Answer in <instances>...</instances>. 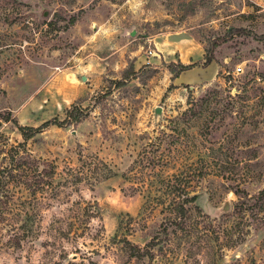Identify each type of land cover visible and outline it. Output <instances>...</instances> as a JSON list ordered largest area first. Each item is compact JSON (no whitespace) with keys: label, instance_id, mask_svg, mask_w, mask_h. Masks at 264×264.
<instances>
[{"label":"rangeland","instance_id":"1","mask_svg":"<svg viewBox=\"0 0 264 264\" xmlns=\"http://www.w3.org/2000/svg\"><path fill=\"white\" fill-rule=\"evenodd\" d=\"M191 104L199 118H179ZM6 113L59 124L24 143L36 171L0 189V264H134L124 240L143 247L178 171L205 194L159 264H264V0L0 3ZM0 142L22 139L2 123Z\"/></svg>","mask_w":264,"mask_h":264},{"label":"trees","instance_id":"2","mask_svg":"<svg viewBox=\"0 0 264 264\" xmlns=\"http://www.w3.org/2000/svg\"><path fill=\"white\" fill-rule=\"evenodd\" d=\"M8 2L14 3L16 0H0V3L8 6ZM13 21L9 22L12 23ZM73 21L70 20L68 24H72ZM217 45V43H216ZM203 66L206 67L212 61L211 52H207L204 60ZM192 65H181L178 64V71L183 72L191 69ZM229 78L227 77V80ZM208 98H214V94L208 93ZM207 97L200 99L201 104L207 105L210 103ZM202 106V105H201ZM225 109V108H224ZM201 107L196 104H191L184 112L181 113V119H197L200 115ZM10 120L9 114L6 113L5 116L0 115V128L2 123H8L10 126L15 127L18 134L20 135L22 142L16 145H6L4 142H0V153H4L1 156L2 160H6L5 165H0V189L4 183H7L10 178H13L12 171L20 169L21 172H25L28 175L32 171H36V167L32 165L34 156L24 147V143L29 138L34 137L36 134L42 132L45 128L50 125H58V122H42L39 125L33 127L28 125H20L17 122H8ZM12 121V120H10ZM187 172V171H186ZM185 171H178V174H173L171 180H167L164 187L168 189L169 193H174L176 195V200L170 197L169 199H156L157 204H159L165 214L161 216L158 223H151L149 226L153 229L149 232V238L143 247H139L136 244L125 241V248L129 259H133L134 264H159L161 258L165 254L163 247L166 244L167 236L176 234L177 230L183 231L185 227L191 228L190 218H191V207L194 209L198 208L195 204L196 197L200 192H193L189 190V185L186 181H183L182 177L186 174ZM184 173V174H183ZM34 177L37 178L36 183L40 182L43 178L41 172H37ZM31 179V177L29 178ZM29 179H27L29 181ZM29 185V184H28ZM231 191L244 198L246 196L245 191L237 187L230 188ZM177 193V194H176ZM202 196L205 193H200ZM31 195L35 192L31 191ZM259 198H264V187L257 192ZM242 202V201H241ZM236 205V204H235ZM26 226L29 228L30 223L27 219Z\"/></svg>","mask_w":264,"mask_h":264},{"label":"water","instance_id":"3","mask_svg":"<svg viewBox=\"0 0 264 264\" xmlns=\"http://www.w3.org/2000/svg\"><path fill=\"white\" fill-rule=\"evenodd\" d=\"M132 35H133V33L131 32L130 36H132ZM80 80L83 81L84 78L81 77ZM153 112H154V116H158L160 114V109L157 107V108L154 109ZM229 209H230L229 203L226 200H223L221 206L218 209L212 211L211 213L208 212L207 210H205V211L210 215L211 218L217 219L220 216H222L225 213H227L229 211Z\"/></svg>","mask_w":264,"mask_h":264},{"label":"built area","instance_id":"4","mask_svg":"<svg viewBox=\"0 0 264 264\" xmlns=\"http://www.w3.org/2000/svg\"><path fill=\"white\" fill-rule=\"evenodd\" d=\"M235 72H240V68L239 67H236L235 68Z\"/></svg>","mask_w":264,"mask_h":264}]
</instances>
